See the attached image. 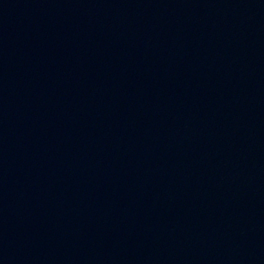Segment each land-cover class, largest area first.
<instances>
[{
    "label": "water",
    "instance_id": "1",
    "mask_svg": "<svg viewBox=\"0 0 264 264\" xmlns=\"http://www.w3.org/2000/svg\"><path fill=\"white\" fill-rule=\"evenodd\" d=\"M0 264H264V0H0Z\"/></svg>",
    "mask_w": 264,
    "mask_h": 264
}]
</instances>
